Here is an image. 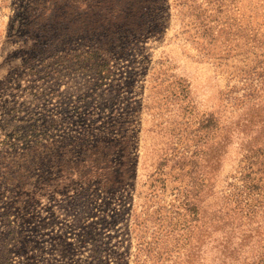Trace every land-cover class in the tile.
I'll list each match as a JSON object with an SVG mask.
<instances>
[{
	"label": "rangeland",
	"instance_id": "374dc122",
	"mask_svg": "<svg viewBox=\"0 0 264 264\" xmlns=\"http://www.w3.org/2000/svg\"><path fill=\"white\" fill-rule=\"evenodd\" d=\"M96 1L0 0V238L12 264H264V175L243 168L249 146H264V0L105 3L142 31L116 36L112 78L92 85L56 49L92 42ZM27 116L48 146L1 145ZM207 159L210 188L194 196Z\"/></svg>",
	"mask_w": 264,
	"mask_h": 264
},
{
	"label": "trees",
	"instance_id": "16d2710c",
	"mask_svg": "<svg viewBox=\"0 0 264 264\" xmlns=\"http://www.w3.org/2000/svg\"><path fill=\"white\" fill-rule=\"evenodd\" d=\"M110 1L112 0H97L94 4L95 8L93 9V17L95 18L94 20L92 19L94 24L89 27L86 36L82 37V40L84 41L85 39H91L92 42H90V44H87V42H82L76 46L72 45L70 49H67V43H70V41L72 43V39L74 38H65L63 42L59 41L61 44L56 49V52L60 54L70 55L73 58L74 66L77 69L79 68L80 70L86 72V74H88L89 76H92V85H98L99 82H103L112 78V72L110 69L112 64L110 63L111 59L108 56V52L115 49L116 46L113 45V43L116 36L119 33H121L123 37H127L133 34L134 38L137 39L134 33H139L140 31H142V28H140L141 25L136 22V20H134L133 22H128L127 19L120 20L121 16L120 14H117L118 12L116 10H113L112 8L108 10L107 7H104L106 5L105 3H108ZM63 8L65 13L62 12L60 14V17L62 21L66 23L67 33L74 34L78 30L74 29V26H77L76 22L72 23L68 17V14H73V12L70 11L71 6L64 5ZM46 9L52 11L55 8ZM87 35H89L91 38H88ZM66 49L68 50V52H65ZM33 114H31V116ZM38 116L42 117L41 114H39ZM15 119L20 124L24 123L26 120L27 127H12L10 133L4 135L7 138V141L4 144L1 143V145H6L7 148L18 147V145H20L25 149H30L31 145L38 146L37 149L48 146L47 144H42L43 140L51 138L52 135L48 134L47 129L38 130L42 128V126H39L37 118L33 119L32 117L27 116V118L23 120H19L17 117ZM82 120L83 118L79 119L80 122ZM45 123L47 125L46 127L51 126L52 129L54 126H61V123L58 120L54 119L46 120ZM15 128L20 130L22 129L23 132L17 131L15 130ZM36 130H38V133H35ZM262 145L263 143L260 145L253 144V146L251 144L248 150L249 153L244 156V161L245 163H247V165H244L243 168H246L245 175L248 179H255V177H252V175L256 171H259L260 174L264 175V146ZM37 149L34 151H37ZM40 155L41 154L39 152H34V157H39ZM202 158L204 160L206 159V157L203 156ZM206 161V163L200 165V168L203 169V173H205L206 171L207 176H205V174H202L201 176H203V178L198 179L199 173L196 172L194 174V177L192 178L191 183L194 185L192 186L191 193H194V196L205 188L206 189L204 190V192H207L208 188H210V178L214 174L217 163L214 165L213 162L212 164L210 162L208 163V159ZM177 164L178 166H180L184 163L177 162ZM195 166H197V164ZM198 203V200L188 198H186L184 202L187 210H191L193 212H196ZM230 209L232 208L230 207ZM0 243L4 245L0 247V264H12L10 260L11 250L7 246L8 242H6L3 237L0 240ZM234 248H236V246H234ZM227 264L234 263L228 262Z\"/></svg>",
	"mask_w": 264,
	"mask_h": 264
}]
</instances>
